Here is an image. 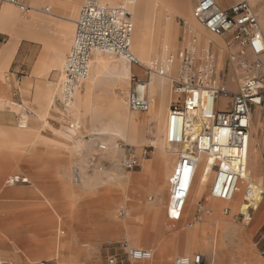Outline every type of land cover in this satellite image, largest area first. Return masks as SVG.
<instances>
[{"label": "crops", "instance_id": "crops-1", "mask_svg": "<svg viewBox=\"0 0 264 264\" xmlns=\"http://www.w3.org/2000/svg\"><path fill=\"white\" fill-rule=\"evenodd\" d=\"M23 1L34 9L24 13L13 4L3 3L0 10V35L5 36V40L0 43V258L10 264H106L107 258L115 255L125 264H173L175 254L174 262L177 256H190L192 250L198 249L208 253L210 263L215 264L216 249L212 241L202 249L203 245L196 241L195 234L204 223L224 221L229 224L225 225L226 230L231 229V223L221 214L224 207L220 199L208 197L204 190L202 193L197 191L200 196L207 198L209 214L203 220L191 224L184 232L181 244L172 234L165 232L170 203V198L165 197L170 193V182L167 188L161 187L162 176L164 172L172 175L178 161L176 153H167L165 148H154L152 154L145 157L136 170L125 171L115 163L123 155L116 150L118 141L123 139L103 130L113 122L112 115H80L85 117V123L91 124V129H96V125H99V130L110 135L106 138L110 146L106 143L108 150L105 153L98 149L97 137H79L76 133L62 131L61 120L53 116L58 113L65 119L59 101V86L54 95L55 75L50 79L51 72L60 70L61 67L55 65L45 75L36 73L38 59L46 53L45 48L42 51L43 45L39 39L44 42L48 40L53 45H49L50 58L60 59L61 54L65 53V59L73 44L76 20L85 0ZM162 1L172 6L177 43L184 44V49L195 40L199 49L206 48L202 43L203 33L183 15L184 10L188 12L193 4L196 6L197 0ZM233 1L219 2L222 8L228 10ZM101 2L114 5L103 0ZM45 6L50 7V12L42 10ZM177 17L187 22L188 32L193 33L192 38L187 34L186 25L180 30ZM196 21L200 24L197 19ZM72 33L73 39L69 47L66 38ZM217 39L219 38L209 42L215 52L220 49L216 46ZM222 42V50L227 51L228 57L225 68L218 70V74L221 81H225L230 88L237 89L240 74L237 75L239 72L231 59L227 40L223 38ZM178 50L176 56L182 49ZM132 51L134 52L133 48ZM134 54L140 59L135 52ZM105 57L101 56L100 59L111 66L118 63V68L115 75L104 74L97 81L95 91L100 98L106 100L108 108L120 110L126 116L131 115L128 109L131 75L136 73L144 78L145 73L141 67L140 71L133 69V66H137L135 64L126 61L128 66L122 61H110ZM84 84L82 92L86 91ZM126 90L127 99L124 96ZM178 99L170 82V89L160 91V94L151 98V107L162 106L168 118L170 106ZM227 100V97H221L223 103ZM124 101L126 108L121 106ZM255 110L258 112L262 109ZM255 115L252 142L253 139L257 142L253 148L255 156L248 160V176L264 189L261 187L264 186V119L261 115L255 121ZM74 119L80 126L81 121L75 117ZM145 119L147 124L156 122L150 113L145 115ZM149 135L146 131V140L140 145L151 138ZM132 146L136 147L139 154V146ZM93 154H99V159H106L109 164L103 170L86 171L80 182L74 181V167L85 165ZM13 174L26 176L29 181L8 185L6 179ZM195 186L196 181L194 188ZM263 196L255 210L262 206ZM188 202L182 216L173 219L174 221L188 219ZM228 205L232 209L230 216L240 213H236V205ZM124 206V213H120ZM253 215L252 212V219ZM124 242L135 248L151 250L154 258L130 259ZM204 253L203 264H206Z\"/></svg>", "mask_w": 264, "mask_h": 264}, {"label": "built area", "instance_id": "built-area-1", "mask_svg": "<svg viewBox=\"0 0 264 264\" xmlns=\"http://www.w3.org/2000/svg\"><path fill=\"white\" fill-rule=\"evenodd\" d=\"M219 1L197 0L193 12L210 33L227 40V46L232 50L231 59L240 73L237 89L221 81L216 52L211 44L203 49L192 45L179 51L174 74H169L168 64L140 60L132 51L134 23L130 0L114 5H105L101 0H85L76 20L73 44L61 70L58 88L60 106L69 128L75 129L80 126L74 121L71 107L77 90L89 76L96 52L122 57L143 69L144 78L136 73L131 75L128 105L132 110L146 112L150 109L148 86L154 75L169 77L172 91L178 94L179 99L170 106L166 140L171 145H182L189 141L187 149L179 153L169 179L170 219H178L184 212L195 185L202 154L213 158L215 177L210 185L211 196L224 201L234 198L239 183L248 172L254 110H264V30L260 17L250 0H234L228 10L222 8ZM3 3L13 4L24 13L34 9L23 0H0V10ZM42 10L50 12V7L45 6ZM4 40L5 36L0 35V43ZM172 61L171 56L168 63ZM222 96L228 98L224 103ZM196 126L200 127L197 132ZM97 146L102 153L108 150L104 142H99ZM128 146L125 144L123 147L124 157L121 161L126 169L139 167L153 147L146 145L138 154ZM107 163L106 159H99V154L91 155L86 165L74 167V181L80 182L86 171L105 169ZM28 181V177L20 174L10 175L6 179L8 185ZM124 211L121 209L120 213ZM230 211V206L223 208L225 214ZM203 212L209 211L199 201L196 215ZM261 239L264 240V230ZM123 245L132 260H144L152 255L148 249L135 248L127 242ZM260 253L264 264V247ZM0 264L10 263L0 258ZM106 264L125 263L118 256L111 255ZM175 264H203V254L177 256Z\"/></svg>", "mask_w": 264, "mask_h": 264}, {"label": "bare ground", "instance_id": "bare-ground-1", "mask_svg": "<svg viewBox=\"0 0 264 264\" xmlns=\"http://www.w3.org/2000/svg\"><path fill=\"white\" fill-rule=\"evenodd\" d=\"M107 1L109 4H115L118 0H107ZM130 1L132 2L130 8L133 14V23H134V30L132 34V48L134 52L140 57L142 61L146 63H152L157 61L162 65L168 64L169 74H173L179 62V57L174 55L172 56L173 61L170 62V64L168 63V60L171 57L169 56L171 45L168 39V34L172 31V29H174L173 26L174 15L170 12L168 6L162 0H130ZM251 3L252 5L258 8L260 6L261 8H264V0H251ZM32 4L35 6L34 1L32 2ZM49 5L52 7L51 4ZM183 15L187 17L189 20H191L194 23V25H196V27L199 29V31L203 33L204 37H202V43L206 47L209 45V42L215 40V38L211 39L210 37L209 38L206 37L205 34L206 28L205 27H204L205 29L201 28L197 24V22L195 21L196 18L194 16V13H193L194 18L192 17L191 9H189L188 12L184 10ZM261 26L262 29L264 30V13L262 14ZM214 36L218 38H222L216 35ZM72 37H73V33L70 35L69 38H66L67 40L66 42L68 43L72 39ZM192 45L197 46L195 40L192 41L188 47H191ZM216 46L220 47L219 51L217 50L218 52H216V57H217L218 65L222 67L225 63L224 56L226 50L225 51L222 50V46H223L222 40L217 39ZM227 48L229 49L228 46ZM49 49H50L49 45H46L45 46L46 53L38 59V62L35 66L36 73L39 74L41 73L45 75L48 74L55 65H58L59 67L63 66L65 53L61 54L60 59H52L49 57ZM229 50L232 51L231 49ZM117 64H113L111 66L106 61L98 57L94 61L93 66L91 63L90 73L89 76L87 77L88 80L85 85L86 91L85 92L81 91V88L84 83L83 82L81 87L77 90L75 94L74 101L71 107L72 114H74L73 109L75 110L74 112H76V115L78 117H80V115L85 113L94 116H103L110 114L113 116L112 117L113 122L107 124L103 130L105 132H110L114 135H117V137L118 136L121 137L128 144L131 143L132 145L133 144L140 145L143 142V140H146L145 138L146 130L144 124L146 122V119L141 118L143 114L140 116V113H136L141 111L132 110L128 105V109L132 114L128 116L123 115L120 110H112L111 108H108L105 104L106 100L100 98L97 92L95 91L97 81L100 80L104 74L107 73L114 75L116 74L118 68ZM167 89H170L169 77L154 75L148 86V94L150 98H153L156 97L157 94H160V91H167ZM121 106L122 108H126V101H124V103ZM147 113H150L152 115V118L156 121L155 124L156 139H154L153 141H149V144L154 145L155 148L164 149V143L161 142L162 139L161 133H163L164 130H166L167 118H166L165 110L162 106L159 108L150 107ZM199 129L200 127L196 126L195 131L197 132ZM188 144L189 141L187 140L182 145H176V147L179 150L174 153H177V156H179V153L182 150L187 149ZM254 156H255V151L252 148L250 150L249 161ZM212 164H213V158L210 155L202 154L200 156V164L198 167L197 179H196V183H197L196 187L200 193H202L206 185L210 187L212 181L214 180L215 169L212 167ZM170 175L171 174H168V172H164L162 176L161 187L167 188V186L169 185ZM164 188L162 190H164ZM239 190H241L242 192V196H241L242 203L240 204L239 207V212H240L239 214L244 215V221L246 225H249L252 220L253 210L257 209L260 205L264 193V189L260 188V186H258L257 183L250 178V176H248V172H247L245 179L239 183L236 194L234 198L231 200L232 202L236 199ZM219 201H224V200L220 199ZM231 201H226V202H231ZM209 250L212 251V249H208V251Z\"/></svg>", "mask_w": 264, "mask_h": 264}, {"label": "rangeland", "instance_id": "rangeland-1", "mask_svg": "<svg viewBox=\"0 0 264 264\" xmlns=\"http://www.w3.org/2000/svg\"><path fill=\"white\" fill-rule=\"evenodd\" d=\"M103 1L108 3L107 0H103ZM121 1H125V0H118L116 3H119ZM181 1L182 0H180V2ZM166 5L168 6V9L170 10V12L173 14L172 9H171L172 6L170 5V3H167ZM192 6L194 7V4ZM192 6H191V14H192V17L194 18L193 13H192V8H193ZM253 7H254L255 11L258 12L259 17H261L260 21L262 23V14L264 13V8H261V6L258 8L254 5H253ZM175 14L180 16L179 13H175ZM195 21H196V19H195ZM185 22L186 21L184 19L177 17V23L180 27V30H182L186 25L187 26V28H186L187 34H189L190 38H192L193 33L188 32L189 27L187 25V22L186 23ZM197 24L201 28H204L202 25H200L201 23L199 24L197 22ZM4 31L8 32L5 29H4ZM207 31L208 30L206 29V31H205L206 37H208V38L210 37L211 39L216 38L213 34H211L209 31L208 32ZM72 39H73V37H72ZM72 39L68 42L67 46L70 47V44L72 43ZM168 39H169V42L171 45V49L169 51V56H174V55H176V50L183 49L184 44L177 43L176 37L174 36V29H172V31L168 34ZM219 39L222 40L221 38H219ZM39 40L43 45L42 51L44 50L46 45L53 46L48 40H46L47 42H44V40H42V39H39ZM95 56H97L98 58H100L101 56H103V57L106 56L110 61L111 60H118V61H122V63H127L126 60L123 59L122 57L112 56V55L107 54V53L96 52L94 54V59H95ZM224 57H225V61H226L228 55L225 53ZM64 60H63V63H64ZM127 65L129 66L128 63H127ZM217 68H218V70L225 68V63L221 67L218 65V62H217ZM61 69H62V67L60 68V70H53L51 72V75H50V79H52V76L55 75L54 84H53L54 85V95L58 91L57 86H59V83H60L59 75H60ZM133 69H136L139 71L141 70V68L137 67V66H133ZM238 74H240V73H237V75ZM234 75H235V73H234ZM87 80L84 81L85 84H86ZM128 82H129V80H128ZM128 88H129V83H128ZM128 88H127V90H128ZM127 90L124 94L125 99H127L126 98ZM74 111L75 110L73 109V113H74L73 117H75L77 120L81 121V122H79L80 127L76 130H74L75 128H69L68 121L66 119H64L61 115H59L58 113L53 114V116L59 117V119L62 122L60 124V130L66 131L69 133H76L77 136H79V137L95 136L98 139V143L104 142V143H108V145L110 146V142H107V140H106V138H108L110 136L109 134L103 133L102 130H99L98 129L99 125H96V127H95L96 129H91L90 128L91 124L85 123V117L84 116L78 117L76 115V112H74ZM147 112H141L140 116L143 114L141 116V118H145V115ZM254 113L256 114L255 115V121H256V119H260L261 115H262V118H264V111L260 110L257 112L256 110H254ZM166 118H167V115H166ZM144 124H145V130L150 133L149 136H151V138H149L146 143H144L142 145H138L139 147H137V148H138L139 154L142 152V149L146 145H149V141H153L154 139H156L155 138L156 137V135H155V132H156L155 124H156V122H153L151 124H147V121H146ZM166 126H167V123H166ZM253 130H254V127H253ZM165 131L166 130H164V132L161 133V135H162L161 142L164 143L165 151L167 153L177 152L179 149L176 147V145H171V144L166 142V140H165L166 132ZM261 131H262V129H261ZM256 142L257 141H255V139H253L251 149L254 148ZM118 143H119V145L117 144L116 150H118L121 154L123 153V155L121 157L117 158V161L115 163H118L121 166V168L125 171L136 170L138 167H135L134 169H126L121 165V161L124 157L123 147L125 148L126 143L124 140H119ZM128 145H129L128 148L132 147V149H134L136 151L135 146H132L130 144H128ZM154 148H155V146L153 145V147H151L149 149L150 154H152V151L154 150ZM177 159H178V156H177ZM86 164H87V161H86L85 165ZM108 164H109V162H108ZM173 167H174V164H173ZM196 186H197V183H196ZM196 186L193 189V192L191 194V197H190L188 205H187V212L189 213L188 219L187 220L182 219L180 222L174 221L173 219H169V218L166 220L165 232L167 234H172L174 236L175 240L180 244L183 243L182 240L184 237V235H183L184 232H186V230L191 226V224H193L194 222L203 220L206 217V215L209 214V213L203 212L201 214L199 213L198 215H196V208L198 206L199 201H202L203 206L205 208H208V206L206 205V199L207 198L199 195V193L197 192L198 190H197ZM261 187H264V186L262 185ZM204 192H207L208 197H212L210 194V187H208L207 185L205 186ZM241 196H242V192L240 190L237 194L236 199L233 202L227 203L226 201H223V207L230 206L228 204L236 205V213H238L240 204L242 203ZM165 198H167V199L170 198V193ZM212 198H214V197H212ZM214 199H217V198H214ZM124 209H126L125 206H124ZM117 210H119V208H117ZM231 212H232V209L228 214H225L223 212V210L221 213L222 216L224 218L228 219L229 222L231 223V229L226 230L227 227H225V225H229V224L224 222V221H219L216 224L204 223V225H201L202 226L201 229L198 230L197 233L195 234L196 241L203 245L202 249H205V247H207V244H209L212 241V244L214 245V248L216 249L215 264H263V258L261 256L260 251L264 247V240L261 239V233H262L261 231L264 228V201H263L262 206L258 210H253V214H254L253 219L249 225H246V223L244 221L243 214H235L233 216H230ZM197 251L204 253L201 250L194 249L190 253V256L193 255V253L197 252ZM151 253H152L151 257L148 259H144V260L153 259L154 258V252L151 251ZM204 254L206 255V264H211L210 263V257L208 255V253L205 252ZM175 255L172 258L173 264H175V262H174Z\"/></svg>", "mask_w": 264, "mask_h": 264}]
</instances>
